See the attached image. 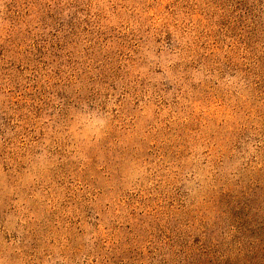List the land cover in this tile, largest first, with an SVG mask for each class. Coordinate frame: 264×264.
I'll return each instance as SVG.
<instances>
[{
  "label": "rangeland",
  "instance_id": "rangeland-1",
  "mask_svg": "<svg viewBox=\"0 0 264 264\" xmlns=\"http://www.w3.org/2000/svg\"><path fill=\"white\" fill-rule=\"evenodd\" d=\"M233 5L0 0V264H168L205 224L235 246L211 204L264 180V103Z\"/></svg>",
  "mask_w": 264,
  "mask_h": 264
},
{
  "label": "trees",
  "instance_id": "trees-1",
  "mask_svg": "<svg viewBox=\"0 0 264 264\" xmlns=\"http://www.w3.org/2000/svg\"><path fill=\"white\" fill-rule=\"evenodd\" d=\"M233 18L241 29L237 42L244 45L249 56L252 54L251 72L244 70L246 75H254L252 84L259 100L264 103V0H233ZM229 14V11H226ZM63 31L57 28L56 32ZM34 50H38L40 46ZM251 62V63H252ZM246 81L251 79L246 77ZM263 165V164H262ZM264 167V166H262ZM257 169V168H256ZM263 168L255 172V177L247 183H236L223 187L212 209L216 213L235 221V232L240 235L235 246H222L221 242L213 239V234L201 225L202 234L194 246H174V251L168 264H264V180L260 174ZM208 211L203 215L205 219ZM206 214V215H205ZM253 231L244 227L245 223ZM168 243V242H166ZM169 245V244H168ZM177 259L175 262L172 260Z\"/></svg>",
  "mask_w": 264,
  "mask_h": 264
}]
</instances>
